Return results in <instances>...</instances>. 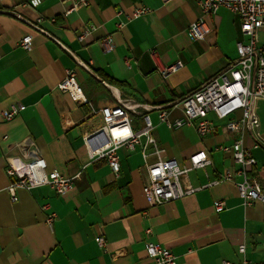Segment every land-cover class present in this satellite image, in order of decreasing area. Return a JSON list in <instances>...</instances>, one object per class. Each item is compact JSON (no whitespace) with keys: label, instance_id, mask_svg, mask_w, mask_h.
Segmentation results:
<instances>
[{"label":"crops","instance_id":"0c3cea01","mask_svg":"<svg viewBox=\"0 0 264 264\" xmlns=\"http://www.w3.org/2000/svg\"><path fill=\"white\" fill-rule=\"evenodd\" d=\"M81 1L42 0L33 9L29 0H0V264H153L145 252L148 243L170 250L177 264H239L244 259L264 264V206L244 205L233 183L217 182L153 207L142 188L147 180L145 165L155 163L156 156L144 160L139 151L119 149L116 177L104 159L91 160L83 144V136L102 125L103 107L120 101L167 106L236 60L235 45L242 39L239 17L219 8L206 17L210 33L194 39L188 27L202 17L195 0H85L87 6ZM138 7L150 11L126 20L124 15ZM119 10L125 14L116 16ZM21 18L32 23L40 19L39 27L63 47ZM119 22L124 23L120 29ZM89 24L95 30L79 42L78 33ZM25 36L31 37L28 52L18 46ZM107 36L114 48L104 53L99 42ZM259 39L264 42V30ZM151 51L161 65L179 62L182 68L162 78ZM70 71L87 103L73 101L58 90ZM17 103L23 109L11 121H3L2 111ZM256 111L264 141V101L256 103ZM138 112H129L134 130L141 125L142 109ZM167 112L170 119L181 117L177 107ZM149 114L162 150L160 160L175 159L187 166L190 156L202 152L210 161L189 172L192 186H205L225 173L240 181L234 175L238 165L232 155L217 148L241 141L256 161L246 173L264 193V148H253L247 130L226 129L231 118H240L239 113L227 119L208 114L215 131L207 137L198 136L191 127L168 130L156 111ZM28 141L34 142L49 170L73 179L69 193L58 196L49 187L18 189L16 202L11 203L6 158L18 157ZM218 201L224 203L221 212L214 208ZM51 214L55 220L50 227L46 219ZM98 236L107 243L104 250L95 243ZM241 245L243 255L238 252Z\"/></svg>","mask_w":264,"mask_h":264},{"label":"built area","instance_id":"2783aa9c","mask_svg":"<svg viewBox=\"0 0 264 264\" xmlns=\"http://www.w3.org/2000/svg\"><path fill=\"white\" fill-rule=\"evenodd\" d=\"M41 3L42 0H29L28 5L35 9ZM195 3L200 9L202 17L192 22L188 27V34L194 39H203L210 33L211 29L206 17L215 14L219 8H225L239 17V32L242 39L235 45L237 59L194 91L167 106L146 107L130 104L128 101H120L115 105L103 107L100 110L102 125L85 134L83 144L90 159H104L116 177L120 170V158L117 154L119 149L124 148L130 153L139 151L144 160L150 155L156 156L155 163L145 165L147 180L142 188V193L150 206L156 207L181 200L217 182L233 183L244 205L259 202L264 206V193L260 184L255 179L248 177L246 173V168L255 165L256 161L242 147L241 141L228 147L217 148L232 155L234 163L238 165V170L234 175L241 177L240 181H234L230 174L225 173L220 175L215 182L194 187L188 181V174L192 170L201 169L210 164L204 153L198 152L190 156L187 166H180L175 159L160 160L159 158L162 150L152 133L154 127L149 114L151 111L157 112L159 122L164 124L168 130L191 127L200 137L211 136L215 131V127L207 118L208 114L213 113L218 119H227L239 113L240 118H231L226 124V129L232 133H238L245 129L252 135L253 148H264L256 111V103L264 101V42L261 43L259 39L260 31L264 30V0H195ZM79 4L88 5L85 0ZM79 4H75L73 7H77ZM149 11L146 7H138L133 9L130 15L119 10L116 16L125 14L126 20H130V18L145 15ZM20 20L31 29L44 34L63 47L59 41L39 27L40 19L33 23L22 18ZM123 25L124 23L119 22L117 27L120 29ZM94 30V25H87L78 33L77 40L83 42ZM99 45L104 53H109L114 48V43L109 36L101 39ZM18 46L24 51H30L32 48L31 37H23ZM150 55L155 60L156 69L162 78H166L169 74L182 68V64L179 62L173 65H161L157 62L158 56L155 51H151ZM126 65L129 67L127 59ZM83 68L90 72L86 66L83 65ZM57 88L66 93L73 101L87 103L72 71L67 73ZM170 107H177L181 111V117L170 119L167 112ZM22 109L21 104H14L2 111L1 118L3 121H11ZM139 109H142V113H140L141 125L138 130H134L129 112L139 114ZM20 152L18 157L6 158L5 174L11 179L6 191L11 203L16 202L18 189L29 191L35 188L49 187L58 196L66 195L73 189L72 178H66L56 170L48 169L45 159L37 153L34 142L28 141L26 147L22 148ZM47 208L48 206H44L42 209L46 210ZM214 208L217 212H221L224 209V203L218 201ZM54 220L55 215H49L46 219L47 225L51 227ZM95 243L103 250L107 245L103 236L96 237ZM244 250L243 245L238 247L239 254L243 255ZM145 252L153 264H177L176 257L170 250L157 243L146 244ZM222 264L235 263L223 261ZM239 264L249 263L244 259Z\"/></svg>","mask_w":264,"mask_h":264}]
</instances>
